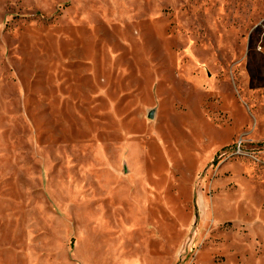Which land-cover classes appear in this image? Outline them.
<instances>
[{
    "label": "rangeland",
    "instance_id": "1",
    "mask_svg": "<svg viewBox=\"0 0 264 264\" xmlns=\"http://www.w3.org/2000/svg\"><path fill=\"white\" fill-rule=\"evenodd\" d=\"M0 264H264V0H0Z\"/></svg>",
    "mask_w": 264,
    "mask_h": 264
}]
</instances>
